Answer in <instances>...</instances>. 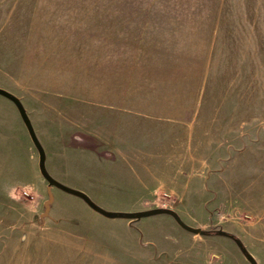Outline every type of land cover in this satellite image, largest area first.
<instances>
[{"label": "rangeland", "instance_id": "374dc122", "mask_svg": "<svg viewBox=\"0 0 264 264\" xmlns=\"http://www.w3.org/2000/svg\"><path fill=\"white\" fill-rule=\"evenodd\" d=\"M0 89L201 230L0 95V264H264V0H0Z\"/></svg>", "mask_w": 264, "mask_h": 264}, {"label": "water", "instance_id": "95a60500", "mask_svg": "<svg viewBox=\"0 0 264 264\" xmlns=\"http://www.w3.org/2000/svg\"><path fill=\"white\" fill-rule=\"evenodd\" d=\"M0 95L9 99L10 101H12L15 106L18 109V112L21 116V119L29 133L30 139L32 141V143L34 144L35 148L38 151V158H39V171L40 174L42 175V177L48 182L49 186L55 185L57 187H59L61 190L77 196L79 198H81L84 202L87 203V205L92 208L93 210H95L96 212H98L99 214L107 217V218H126V219H140L142 217H148V216H152V215H158V214H167L170 215L175 221L176 223L183 228L184 230L190 232V233H201V230L199 228H193L190 226H187L186 224H184L181 219L179 218V216L172 210L169 209H160V210H146V211H140V212H134V213H121V212H108L105 211L101 208H99L98 206H95L90 200L89 198L83 194L82 192L70 189V188H65L63 186H60L58 184H56L47 174L46 170H45V166H44V160H45V155L43 152V149L41 148L39 142L37 141V138L33 132V129L31 127V124L27 118V115L25 113V110L22 108L21 104L19 103V101L13 97L11 94H9L8 92L0 89ZM51 203V198L48 199L45 203V208L46 211L48 210V205ZM220 235L223 236H227L229 238H232L234 240V242L236 243V245L240 248L241 252L245 255V258L248 262H250V264H257L255 262V260L253 259V257L246 252V250L244 249L243 245L240 243V241L236 238H234L233 236H231L230 234L227 233H220Z\"/></svg>", "mask_w": 264, "mask_h": 264}, {"label": "crops", "instance_id": "0c3cea01", "mask_svg": "<svg viewBox=\"0 0 264 264\" xmlns=\"http://www.w3.org/2000/svg\"><path fill=\"white\" fill-rule=\"evenodd\" d=\"M178 149V150H177ZM177 149H173V148H171L170 150H169V152H168V156L166 155V157L168 158V161L167 162H164V165H176V169H175V171L176 170H184V168H185V159H182V161L180 162V159H179V157H176L177 155L179 156V147H177ZM165 157V161H166V158ZM176 157V158H175ZM45 203L46 202H44V206H45ZM50 207H51V203L48 205V210L46 211V208H45V212H46V214H48V212H49V210H50ZM95 211V210H94ZM96 212V211H95ZM96 213H98V212H96ZM99 214V213H98ZM101 215V214H100ZM102 217H105V216H103V215H101ZM105 218H107V217H105ZM108 219H111V218H108Z\"/></svg>", "mask_w": 264, "mask_h": 264}]
</instances>
